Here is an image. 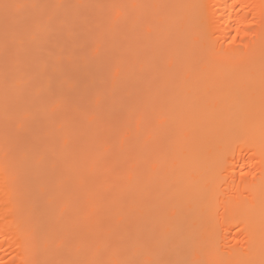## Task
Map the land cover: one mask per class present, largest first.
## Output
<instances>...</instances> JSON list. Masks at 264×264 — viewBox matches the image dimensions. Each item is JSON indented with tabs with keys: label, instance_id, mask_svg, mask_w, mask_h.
<instances>
[{
	"label": "bare ground",
	"instance_id": "obj_1",
	"mask_svg": "<svg viewBox=\"0 0 264 264\" xmlns=\"http://www.w3.org/2000/svg\"><path fill=\"white\" fill-rule=\"evenodd\" d=\"M0 264H264V0H0Z\"/></svg>",
	"mask_w": 264,
	"mask_h": 264
}]
</instances>
